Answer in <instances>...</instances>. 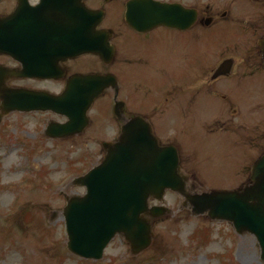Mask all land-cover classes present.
I'll use <instances>...</instances> for the list:
<instances>
[{"label":"flooded vegetation","instance_id":"1","mask_svg":"<svg viewBox=\"0 0 264 264\" xmlns=\"http://www.w3.org/2000/svg\"><path fill=\"white\" fill-rule=\"evenodd\" d=\"M128 1H133L135 7H142L148 0H0L1 17L19 15L17 20L6 25L0 65L22 76H37L41 74L40 64H53L54 70L43 67L41 71L63 74L58 80L6 78V85L56 94L73 75H112L117 88L104 92V101L98 104L100 112L88 114L87 129L92 130L89 139L116 140L123 122L141 118L159 144H171L176 148L182 166L186 160L214 157V152L209 149L211 138L219 130L227 133L238 128L240 122L234 121V115L247 108L249 101L253 102L248 97L236 95L234 90L238 82L253 75L248 72L250 58L242 56L240 63L231 58L232 72L228 77L216 78L213 76L216 47L210 37L206 41L202 32L205 30L200 24L202 14H209L202 13L199 3L194 8L195 20L186 30L156 26L136 31L125 24ZM82 8L101 11L96 26L98 40L93 46L97 54H82L58 62L57 44L61 45V42L57 29L62 41L72 19L71 13L75 12L78 20ZM139 10L142 11L135 8L132 12ZM36 13L39 16L35 19ZM9 32L14 33L12 48L8 46ZM84 35L86 33L78 38L83 40ZM36 63L39 64L35 67ZM236 64L240 66L239 70ZM116 95L124 103L117 118L106 110ZM218 96L222 102L217 105ZM256 97L255 105L259 106L260 97ZM103 114L116 125L102 126L100 115ZM246 143L244 136L234 137V144L242 148L241 159H248L243 149ZM247 172L246 163L241 166L239 175L242 177Z\"/></svg>","mask_w":264,"mask_h":264},{"label":"rangeland","instance_id":"2","mask_svg":"<svg viewBox=\"0 0 264 264\" xmlns=\"http://www.w3.org/2000/svg\"><path fill=\"white\" fill-rule=\"evenodd\" d=\"M236 1L200 0V7L209 9L213 13L218 9L220 11L227 9L228 21L233 20L231 17L241 8L243 10L241 18L244 17L246 21H249L248 24H254L257 12L262 7V1L258 0L255 3L257 12L254 16L244 13L246 8L244 3L249 2L248 0H239L237 3ZM240 4H242L241 7ZM253 17H255L254 20ZM234 27L240 29L239 25L225 26L222 28L228 30L225 33L218 28V35H215L217 48L230 43V40H243L238 33L234 35V30H230L235 29ZM254 40L255 37H252L251 45L254 44ZM254 62L250 63L254 64ZM261 77L264 84V73ZM24 120L28 119L22 120L17 114H10L0 124V264H220L219 259L222 253L227 256L226 264H262L259 260L257 242L253 236L248 234L237 236L225 223H209L202 218L192 217L190 209L180 207L179 201L173 195H168L169 203L174 210L173 216L156 224L155 236L150 248L132 256L124 239L116 237L104 251V257L100 262L78 260L67 253L64 244L66 237L62 214H60L64 206L62 195L67 197L82 194L84 191L71 184L70 180L86 172L98 160L91 157L82 159L81 149L85 145L84 139L73 144L51 143L52 141L43 139L41 125L37 123L36 118L33 120L36 127L28 121L23 126L20 125ZM13 130L16 132L11 134L10 131ZM8 132L9 136L11 135L10 140L4 141L3 136L7 137ZM19 132H24L30 138L37 137L35 154L29 155L15 145L14 140L18 138L17 135H20ZM75 146L82 147L79 148L77 155L70 150ZM92 147L88 145L87 148H83V156L86 150ZM28 149L33 150V146H28ZM249 152V155L252 152L253 156L254 152ZM15 169L19 173H14ZM218 173V169H215L210 172L213 176L205 175L206 181L201 185L196 180V185L200 188L195 189L193 193L207 190L218 182L213 179L218 176ZM27 176H31L34 181L19 191L15 185L18 181L23 182ZM228 180L230 179H226L224 183L226 184ZM34 182L45 184V187L41 188ZM5 194H7V200L3 199ZM17 198L21 204L31 202V205L28 203L22 206L24 212L21 216L12 215L18 205ZM40 201L48 202L43 204L45 202ZM37 202L40 203L37 205ZM29 211L34 217L31 218ZM25 214L27 217L24 216ZM19 217H22V221ZM199 224L208 227L210 234L207 245H201L197 240H193L195 228ZM20 241L24 243L23 248L27 252L34 247L28 258L25 251L18 248Z\"/></svg>","mask_w":264,"mask_h":264},{"label":"water","instance_id":"3","mask_svg":"<svg viewBox=\"0 0 264 264\" xmlns=\"http://www.w3.org/2000/svg\"><path fill=\"white\" fill-rule=\"evenodd\" d=\"M0 99L2 110L7 109V103L3 101L1 95ZM56 104L59 106V103ZM127 133L129 134L126 131V135ZM123 146L125 147L124 156L118 158L122 150L119 148L116 151V157H111L106 162L103 169V174L106 177L101 181L102 184L107 186L113 184L114 181L109 178L108 172L116 173V170L121 168L120 162H125L127 158H133L136 164L130 165L125 162L123 164L125 170L148 169V166L145 167V165L151 160L142 156L146 154V151L140 149V146L132 144ZM176 180V176L173 175H166L165 180H161L152 174L151 184L175 188ZM251 182V186L241 193L231 194L233 196L221 197L219 194H214L201 200L205 202V207L214 217L232 222L238 233L253 234L260 246V257L264 261V156L254 164ZM111 190L108 192L99 189L95 194H90L87 199L78 200L72 211L66 214L68 231L72 234L71 236H83L86 243L89 242L91 246L96 244L98 251L103 243L102 236H105L106 242L116 232L129 235L126 237L135 245V250L142 249L148 242L149 236L146 234L144 225L133 219L139 213V204L137 209H131L129 205L124 204L122 193L117 194L115 188H111ZM143 234L146 236H141Z\"/></svg>","mask_w":264,"mask_h":264},{"label":"bare ground","instance_id":"4","mask_svg":"<svg viewBox=\"0 0 264 264\" xmlns=\"http://www.w3.org/2000/svg\"><path fill=\"white\" fill-rule=\"evenodd\" d=\"M3 199H4V200H7V199H8L7 194H5V195L3 196Z\"/></svg>","mask_w":264,"mask_h":264}]
</instances>
